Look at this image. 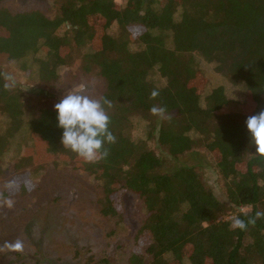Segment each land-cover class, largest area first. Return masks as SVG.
<instances>
[{"label":"trees","instance_id":"1","mask_svg":"<svg viewBox=\"0 0 264 264\" xmlns=\"http://www.w3.org/2000/svg\"><path fill=\"white\" fill-rule=\"evenodd\" d=\"M132 43L143 48L132 51ZM0 53L38 78L41 91L68 67L101 79L100 101H111L105 110L116 142L104 145L105 159L88 163L64 149L54 105L29 114L24 91L0 70V123L8 122L0 162L25 126L28 155L65 158L99 184L100 214L115 226L111 237L124 223L125 196L145 209L127 247L88 264H264V219L240 231L230 230L229 218L247 221L264 211V160L253 155L246 126L264 111V0H56L49 13L2 8ZM196 56L244 86L242 110L221 112L232 102L223 86L204 95ZM153 105L166 108L165 118L150 113ZM137 126L145 137L135 140ZM207 155L224 182V201L204 178ZM31 157L15 166L21 180L45 170Z\"/></svg>","mask_w":264,"mask_h":264},{"label":"rangeland","instance_id":"2","mask_svg":"<svg viewBox=\"0 0 264 264\" xmlns=\"http://www.w3.org/2000/svg\"><path fill=\"white\" fill-rule=\"evenodd\" d=\"M115 1L118 5H123L126 0ZM55 2L56 0H4L0 3V9L14 13L42 9L49 13ZM178 16L179 14L176 15L177 18ZM64 32L65 30L61 33ZM111 33H114V28ZM141 48L143 46L139 43L130 45L132 51H139ZM196 62L198 70L203 73L198 84L205 86L204 95L223 86L232 102L221 112L238 113L242 110L247 99L244 86L232 84L226 79L218 72L217 63L207 62L198 56ZM0 70L13 78L9 81L12 85H18L24 91L22 101L29 109L34 108L27 109L33 115L39 112V107L43 104L55 105L69 92H80L96 100H100L104 92L101 79L74 68L66 67L61 70V79L57 81V85L45 91L40 90L38 78H32L30 71L22 70L19 64L1 53ZM7 128V121L0 123L1 132ZM144 137L143 127L137 126L133 138L138 140ZM154 144L150 143L152 147ZM31 146L30 131L24 126L21 134L14 137L12 146L0 162V264H88L90 260L97 261L104 255L112 256L119 248L123 250L124 246L127 247L129 238L134 235L145 216V209L139 200L125 196L124 223L118 236L111 237L110 233L115 226L100 214L98 199L101 189L93 177L75 170L74 162L63 164L61 161H65V158H49L44 155L31 157L28 155V148ZM201 150L207 154L204 148ZM23 157H31L29 161L34 163L33 166L43 165L45 170H39L40 174L29 180L19 179L14 171ZM207 158L208 162L203 169L204 178L218 198L224 201V182L214 167H211L212 158L208 155ZM12 182L19 186L8 191ZM19 187L22 191H17ZM12 191L10 196H6V193ZM9 200L12 201L11 208L7 206ZM17 240L23 243L22 251H14L8 247ZM140 248L137 245L135 249L140 251Z\"/></svg>","mask_w":264,"mask_h":264},{"label":"clouds","instance_id":"3","mask_svg":"<svg viewBox=\"0 0 264 264\" xmlns=\"http://www.w3.org/2000/svg\"><path fill=\"white\" fill-rule=\"evenodd\" d=\"M4 79L11 81L13 78L6 75ZM10 87H12L11 84H4L5 89ZM158 96L159 92L153 90L150 99L155 100ZM105 105L108 108L112 107L111 101L107 99L101 102L90 99L80 92H69L54 105L57 113V127L62 129L61 143L64 149L71 150L88 163L105 159L108 156V150L104 145L116 142V137L109 130L110 117L105 110ZM150 113L163 119L166 108L153 105ZM246 126L250 144L255 147L253 155L264 160V111L248 117ZM7 206L9 208L13 206L11 200L7 201ZM259 219H264V211H257L254 218L247 221L236 216L230 217V230L246 231L249 225L255 226ZM8 247L14 251H22L23 243L17 240Z\"/></svg>","mask_w":264,"mask_h":264}]
</instances>
